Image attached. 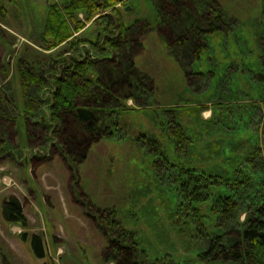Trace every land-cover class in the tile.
<instances>
[{
  "label": "rangeland",
  "instance_id": "rangeland-1",
  "mask_svg": "<svg viewBox=\"0 0 264 264\" xmlns=\"http://www.w3.org/2000/svg\"><path fill=\"white\" fill-rule=\"evenodd\" d=\"M0 1L8 11L0 20V96L5 97L0 100V264H115L118 256L110 232L116 227L106 223L104 208L115 209L121 225L132 230L138 241L131 264H155L162 257L181 264H239L199 256L207 242L197 237V221L177 210L181 196L173 174L164 165L155 168L149 148L133 138L145 131L152 135L148 130L166 134L172 114L179 115L176 107L169 106L187 103L194 111L180 114V119L192 135L188 148L195 159H212L213 152L205 151L216 141L217 163L209 164L225 167L246 149L264 144L262 88L252 76L263 68L264 0H205V4L211 1L226 25L211 34L203 32V50L197 59L191 50L173 46L169 20L159 21L162 0L117 3L115 14L132 30L125 50L113 51L104 41L97 46L91 42L106 30L102 13L86 19L78 11L84 21V27L73 32L80 39L78 49L70 47L69 39L48 48L44 34L49 8L70 0ZM69 24L72 27L71 20ZM65 54L96 57L90 74L101 78L105 86L92 83L107 98L102 106L115 108V97L125 96L128 107L108 116L96 112L100 129L95 138L70 118L67 128L73 132L62 135L58 132L62 124L48 106L42 108L50 93L47 77L56 70L53 61ZM124 54L133 61L135 77L145 89L131 95L119 84L115 96H106V84L120 80L115 77L116 67H126L121 63ZM21 58L44 80L43 85L26 81L29 96L38 95L40 101L33 110L23 106ZM261 154L264 158V149ZM175 159L187 162L191 156ZM9 195L21 201L26 227L4 219L2 203ZM243 209L227 219L203 215L206 231L224 232L231 244L239 236L247 211ZM102 225L108 226L102 229ZM32 233L41 235L42 255L32 245Z\"/></svg>",
  "mask_w": 264,
  "mask_h": 264
},
{
  "label": "trees",
  "instance_id": "trees-1",
  "mask_svg": "<svg viewBox=\"0 0 264 264\" xmlns=\"http://www.w3.org/2000/svg\"><path fill=\"white\" fill-rule=\"evenodd\" d=\"M119 1L121 0H70L64 6H59L58 3L52 4L45 24L46 33L44 36L47 38L45 39L46 43L48 42L46 46L52 48V46L69 39L70 47L78 49L80 39L78 36L73 35V32L84 27V21L78 15V11L81 10L85 13L86 19H90L95 13H102L101 15L106 19V26H104L106 30L101 35V40H92L93 45L99 41H104V44H108L107 46L111 51L124 49L127 44L126 38L131 34L132 25L123 24L118 14H115L118 11L117 3ZM204 1L198 0L195 4H191L188 0H162L164 10L159 15V21L166 22V20H169V29L174 36L173 46H178L183 49V52L191 50L190 55L195 59L202 53L203 46L200 42L204 39V34H211L225 24L221 15L211 8V1H208L207 5ZM108 9L110 12H105ZM7 12V8L0 1V20L7 17ZM70 20L73 24L72 27L69 24ZM143 24L145 25V21H143ZM203 32L205 33L203 34ZM191 40H193L192 44ZM262 57L261 64L263 68L254 72L252 76L262 88L260 107L264 108L263 52ZM128 59L127 55L124 54L121 63H126V67H116V70L119 71H116L115 75H117L115 77L120 80L114 83L115 85H110L109 82L106 84V96H115L114 92L119 84L123 87L126 86L131 95L143 93L142 91H144L146 85L142 83L141 79L138 80V77H135L132 68L134 63ZM95 61H97L96 57L82 55V57L75 58L67 54L53 61L56 70L51 73L50 78L47 77L50 80L48 81L50 93H48L47 102L43 104L42 108L44 105L48 106V111L52 117L56 118L59 124H62V127L58 128V132H61L62 135L73 132L70 127L67 128V122L70 118L85 132H88L91 137L95 138L96 132L100 129V118H98L96 112L108 116L114 111L118 112L123 106L128 107L124 101L125 96L115 97L118 101L114 105L115 108L100 104L101 101L107 98L104 97L103 92L97 91L92 86V83L94 85L101 83L100 87L105 88L101 78H93L90 74L93 72L92 66ZM18 72L22 83L24 109L31 110L32 108L33 110L35 103L40 105V101L37 99L38 95L29 96L26 81L29 80L43 85V77L39 73L31 71L30 66L23 58L18 61ZM4 98L0 96L1 101ZM89 101L93 103L88 104ZM204 106L207 107L208 105L204 103ZM169 107H176L175 109L179 110V115L172 114V118L166 125V134H161V130L156 131L157 134L152 130H148L158 138L148 135L145 131L139 133L133 139L140 138L141 144L149 148L152 156L151 164L155 168L160 169L164 165L167 169H170L168 173L173 174L181 196L177 210L182 212L184 218L191 215L188 218L197 221L195 227L197 237H199V234V238H204L207 242V247L198 252L199 256L207 260H231L239 264H264V158L261 154L264 144L251 147L250 150L246 149L242 156L234 159V164L231 162L224 163V167L219 164H209L217 163V160L214 159L218 157L214 154L218 143L212 141L209 144V150L205 151L206 153L213 152L212 159L208 156L206 158L208 160L204 159L201 162L202 159L197 160L192 157L194 152L188 148L189 139L192 135L187 132L188 130L186 131L184 122L180 119L182 118L180 114L192 113L194 111L193 106L183 103ZM170 108H167V111L171 112ZM111 119L113 124L117 122L114 116H111ZM172 150H174L173 153ZM182 154L190 155L191 159L187 162H180L175 159ZM203 163L208 165L206 166ZM240 207L247 211L244 220L240 222L241 228L237 240L230 244L229 240L225 238L224 232L213 229V231H210L211 228L206 231L207 226L203 223V215L214 214L221 216L222 219H227L237 214ZM103 210L108 213V218H105L106 223L116 227L115 232H110L113 248L118 256L115 264H131L132 259L136 257V244L138 242L132 237L133 231L121 225L115 209L104 208ZM2 215L8 222L19 223L22 227L27 226V218L22 203L15 195L4 198ZM105 228L102 225V229ZM22 235H25V231H22ZM31 239L35 251L38 255H42L41 235L32 233ZM164 258L162 257L161 260L156 259L157 263L155 264H181Z\"/></svg>",
  "mask_w": 264,
  "mask_h": 264
}]
</instances>
